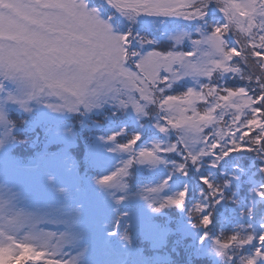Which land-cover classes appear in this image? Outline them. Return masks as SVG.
<instances>
[{
  "label": "snow or ice",
  "instance_id": "snow-or-ice-1",
  "mask_svg": "<svg viewBox=\"0 0 264 264\" xmlns=\"http://www.w3.org/2000/svg\"><path fill=\"white\" fill-rule=\"evenodd\" d=\"M216 10L222 19L209 25ZM181 21L195 22L187 25L194 32L170 35ZM225 77L255 82V89L227 86ZM8 79L29 89V99L54 95L64 102L59 107L73 111L102 97L140 113L154 106L156 127L177 130L178 141L141 148L136 158L157 163L158 153L180 150L184 161L177 170L185 175L189 162L198 167L203 156L215 157V166L232 152L264 153V0H0V88ZM139 140L136 133L119 147L131 152ZM131 163L100 182H118ZM200 179L220 203L222 189L207 175ZM254 192L264 200V184ZM187 196L185 186L156 210L183 207ZM209 207L195 205L205 228L213 223ZM25 222L20 214L0 217V264H72L24 231ZM254 240L258 246L248 255L230 254ZM214 243L232 264H264V230L221 235Z\"/></svg>",
  "mask_w": 264,
  "mask_h": 264
},
{
  "label": "trees",
  "instance_id": "trees-1",
  "mask_svg": "<svg viewBox=\"0 0 264 264\" xmlns=\"http://www.w3.org/2000/svg\"><path fill=\"white\" fill-rule=\"evenodd\" d=\"M217 21L216 17L208 18L209 25ZM189 24H185L187 27ZM207 27V26H206ZM241 67L245 65L241 64ZM223 82L230 87L246 86L255 89V82L242 80L239 77H225ZM81 111V110H80ZM76 112L62 123L72 132V142L67 147L68 155L74 164L73 170L79 174L82 171L93 178H102L123 168L125 162L132 160L126 175L119 177L122 193L117 195L122 202L112 205L111 212L117 222L112 237L116 244V253L120 257L128 252L125 264H232L226 257L216 251L215 238L233 233L242 235H259L264 224V200L256 196L254 189L264 184V153L232 152L213 166V156H203L199 166L190 162L186 169L187 175L178 171V165L184 161L180 150L161 152L160 165L154 170L141 164L136 154L141 148H152L160 143L167 146L178 141L177 130L162 133L156 127L158 119L154 106L145 110L146 116L134 121L124 108L108 101L96 112ZM9 127L15 142L8 150L17 164H26L38 151L47 154L50 151L60 152V143H50L47 132L33 123V115H27L10 110L8 112ZM118 133L115 139H109ZM136 133L140 134L133 151H127L119 158L109 155L99 158V165L91 160L93 148L98 142L105 141L117 148ZM85 153V154H84ZM42 172L49 173L47 168ZM209 176L212 183L222 189L223 199L213 203V198L207 185L200 177ZM165 180L167 184L157 192L148 189L157 188ZM185 186L188 196L183 207L166 206L156 210L166 197L175 196ZM138 197L137 200H133ZM204 203L210 205L206 209L213 217V223L205 228L199 222L200 214L195 212V205ZM146 206L145 217L141 221L148 223L141 227L139 223H130L129 216ZM249 209L252 212L249 213ZM207 231L208 237L201 240ZM258 241L245 245L243 249L234 248L230 254L248 255L258 246ZM61 259V256L56 257ZM117 261V259L115 260Z\"/></svg>",
  "mask_w": 264,
  "mask_h": 264
},
{
  "label": "rangeland",
  "instance_id": "rangeland-1",
  "mask_svg": "<svg viewBox=\"0 0 264 264\" xmlns=\"http://www.w3.org/2000/svg\"><path fill=\"white\" fill-rule=\"evenodd\" d=\"M210 17H213L211 13L208 18ZM215 17L217 21L222 19L218 10ZM187 23L191 22L181 21L180 26L170 35L181 31L190 34L194 32V28L184 27ZM205 28L206 26L201 25L202 31ZM228 35L234 42V35L232 33ZM28 93L29 89L14 79L4 80L3 87L0 88V217L8 218L17 214L25 217L23 230L47 241L56 257L61 256L60 260L72 261V264H113V258L103 248V232L113 224L110 207L123 200L117 197L122 191L121 182L101 183V178H89L84 189L75 187L74 164L67 151L73 140L72 134L61 120L73 116L80 110L84 113L96 112L108 101L124 108L134 121L147 114L145 111L136 112L131 105L123 106L116 99L104 97L90 108L80 106L79 110L73 111L67 107H59L64 102L54 95L40 94L29 99ZM151 106H146L145 110ZM10 110L21 112L28 117L33 115L35 119L33 124L40 129L52 123L48 132L49 142H58L62 147L60 153L46 158L44 163L54 175L41 174L36 170L20 171L16 167L13 155L8 153L15 142L9 127ZM192 147L195 151L199 145ZM93 149L91 160L94 165H99V158L109 155L119 158L127 152L111 144L107 145L105 141L98 142ZM140 163L154 170L161 162ZM137 199L138 197L133 198ZM145 210L146 206L129 216L130 223L132 225L139 223L141 227L149 225L141 221V218L146 216Z\"/></svg>",
  "mask_w": 264,
  "mask_h": 264
}]
</instances>
